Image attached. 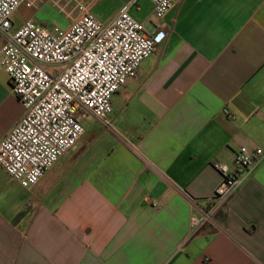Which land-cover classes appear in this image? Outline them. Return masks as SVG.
Returning a JSON list of instances; mask_svg holds the SVG:
<instances>
[{"label":"crops","instance_id":"0c3cea01","mask_svg":"<svg viewBox=\"0 0 264 264\" xmlns=\"http://www.w3.org/2000/svg\"><path fill=\"white\" fill-rule=\"evenodd\" d=\"M66 1L20 5L12 30H66L70 19L45 24ZM83 3L103 23L126 9L166 36L112 96L113 129L83 118L31 186L0 167V264H264V159L210 222L188 223L221 182L214 162L264 149V0H173L163 18L150 0ZM24 113L0 66V140Z\"/></svg>","mask_w":264,"mask_h":264},{"label":"built area","instance_id":"2783aa9c","mask_svg":"<svg viewBox=\"0 0 264 264\" xmlns=\"http://www.w3.org/2000/svg\"><path fill=\"white\" fill-rule=\"evenodd\" d=\"M42 0H0V66L25 113L0 140V167L22 186L35 184L84 134L81 119L91 116L113 129L112 96L141 61L165 38L163 30L148 33L144 21L121 9L101 22L84 0L60 7L70 19L66 30H49L33 19L12 30L11 16L20 5L37 8ZM75 2L72 10L66 7ZM153 14L163 18L173 0H150ZM78 15L72 17V11ZM264 149L241 145L232 167L214 162L221 182L205 200L201 215L190 214L189 228L212 220L217 209L259 166ZM191 204L194 203L190 199Z\"/></svg>","mask_w":264,"mask_h":264},{"label":"rangeland","instance_id":"374dc122","mask_svg":"<svg viewBox=\"0 0 264 264\" xmlns=\"http://www.w3.org/2000/svg\"><path fill=\"white\" fill-rule=\"evenodd\" d=\"M49 12H50V16L45 21V24L48 25L49 27H52L54 25L64 27L65 25L69 23V18L67 17V15L63 11L58 10L55 6L52 9H50ZM14 15L16 17L17 16L21 17V9H19ZM81 122H84V121L81 119Z\"/></svg>","mask_w":264,"mask_h":264}]
</instances>
